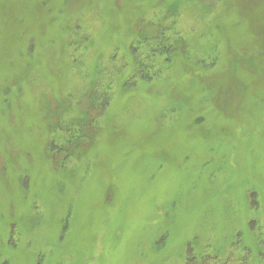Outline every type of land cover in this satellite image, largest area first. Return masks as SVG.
I'll list each match as a JSON object with an SVG mask.
<instances>
[{"label": "rangeland", "instance_id": "374dc122", "mask_svg": "<svg viewBox=\"0 0 264 264\" xmlns=\"http://www.w3.org/2000/svg\"><path fill=\"white\" fill-rule=\"evenodd\" d=\"M190 252L264 264V0H0V264Z\"/></svg>", "mask_w": 264, "mask_h": 264}, {"label": "trees", "instance_id": "16d2710c", "mask_svg": "<svg viewBox=\"0 0 264 264\" xmlns=\"http://www.w3.org/2000/svg\"><path fill=\"white\" fill-rule=\"evenodd\" d=\"M140 47H134V50L136 51H132L133 52V61H132V73L134 75V77H140L141 79L143 78H147L145 75H143L144 69L150 68V66H152V63H150V65H148L146 62V53L145 51L140 52V54L137 52L139 50ZM144 50V47H143ZM140 51V50H139ZM138 53V54H137ZM141 63V64H140ZM146 63V66L144 65ZM139 67V70L137 69ZM140 67L142 69H140ZM138 70V71H137ZM142 70V71H141ZM147 79H150V77H148ZM101 101V106L99 108V111H103L104 109L107 108V105L109 104V99L106 100H98ZM184 264H223L222 261L219 259L218 256L214 255H202L199 256V254H196L194 252H190L188 253L187 259L185 261Z\"/></svg>", "mask_w": 264, "mask_h": 264}]
</instances>
